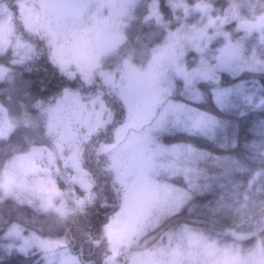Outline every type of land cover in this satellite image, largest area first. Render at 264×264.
I'll return each instance as SVG.
<instances>
[{
  "label": "trees",
  "instance_id": "16d2710c",
  "mask_svg": "<svg viewBox=\"0 0 264 264\" xmlns=\"http://www.w3.org/2000/svg\"><path fill=\"white\" fill-rule=\"evenodd\" d=\"M203 2L205 11L194 8ZM38 5L0 0V107L7 118L0 120V264H52L48 257L66 255L77 264H136L139 253L157 264H264V37L255 32L233 33L236 56L210 78L172 77L164 104L155 110L166 107L163 115L146 134L167 155L176 148L173 162L168 164V155L154 174L169 191H154L149 212L127 243L114 247L105 232L124 194L112 161L125 141L116 137L126 118L118 85L172 42L184 46L186 69L194 67L188 42L195 30L206 28L209 18H223L226 28L255 19L264 13V0H136L124 40L89 72L64 68L56 59L54 33L34 22ZM92 5L90 18L83 19L88 23L97 7ZM65 92L101 115L77 136L83 181L59 160L49 170L37 160L43 171L38 165L27 174L19 170L23 184L7 188V167L34 148L51 152L48 110ZM45 176L62 194L61 210L46 208L45 193L36 190ZM173 189L181 194L177 200L171 199Z\"/></svg>",
  "mask_w": 264,
  "mask_h": 264
},
{
  "label": "rangeland",
  "instance_id": "374dc122",
  "mask_svg": "<svg viewBox=\"0 0 264 264\" xmlns=\"http://www.w3.org/2000/svg\"><path fill=\"white\" fill-rule=\"evenodd\" d=\"M135 1L36 0L41 12L36 13L38 16L34 22L38 25H42L43 22L44 27L54 33L53 53L64 68L74 65L76 69L89 72L124 40L126 18ZM92 4H97V7L92 13L94 16H91L92 21L88 23L83 19L90 18ZM206 7L207 3L203 2L194 8L205 11ZM104 11L108 12L102 19L101 14ZM28 12L29 16L35 14L32 9H28ZM225 26L226 21L223 18H209L206 28L195 30V37L188 42L189 49L195 52L192 56L196 59L194 67L186 69L183 58L186 51L184 46L172 42L165 48V52L154 54L142 71L129 74L127 80L118 85L121 87L118 89L119 96L125 102L126 118L117 129L116 137L117 139L123 137L122 140L125 138V141L121 140L123 145L120 144L121 146L113 150L112 161L113 163L115 161L117 169L115 179L124 188V194L119 211L105 228L106 235L114 247L127 243V240L138 232L137 225L143 223V217L149 212L148 202L154 191L157 192L158 189L165 194L169 191L167 185L158 186L154 174L157 175L161 167L166 166L168 155L170 156L168 164L173 162L172 153L176 148L167 149L169 151L167 155L165 148L148 139L146 134L147 128H151L154 121L163 115L166 107L159 106V110H155L157 105L164 104L162 100L168 93L172 77H180L185 79V82L210 78L220 63H227L236 56L234 32H255L264 37V13L252 20L240 19L231 28ZM219 36L222 37L221 43L210 47ZM230 62L232 61H229V65ZM92 112L86 111L79 95L65 92L48 110L46 128L52 137L51 152L47 154L48 152L43 153L41 149L34 148L29 153L30 156H25L6 168L2 184L7 188L13 183L15 187L23 184L22 177H19L20 173H17L19 170L25 173L38 165L40 171H43L44 166L37 160H45L47 170L55 169L54 161L59 160L64 168L74 170L73 178L77 176L82 182L83 173L76 156V142L81 127L89 126L91 119L96 121L101 116L100 113L96 116ZM0 117L2 122L7 119L1 107ZM4 124L10 126L7 122ZM4 124L2 123V127ZM192 125L197 127L199 119L194 118ZM46 154L49 156L46 157ZM45 177V182L38 183L36 190L39 188L45 193L43 202L46 208L61 210L62 194L49 176ZM172 195L171 199L177 200L181 194L173 189ZM257 247L259 250L260 244ZM132 260L136 264H157L147 254L139 253ZM228 260L233 261L231 257ZM48 261L52 264H77L75 257L69 255L56 259L53 256L50 259L48 257Z\"/></svg>",
  "mask_w": 264,
  "mask_h": 264
}]
</instances>
